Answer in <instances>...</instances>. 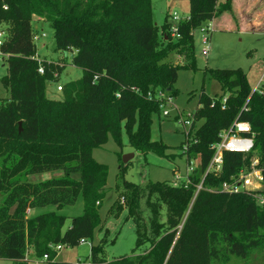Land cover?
Segmentation results:
<instances>
[{
  "label": "trees",
  "instance_id": "1",
  "mask_svg": "<svg viewBox=\"0 0 264 264\" xmlns=\"http://www.w3.org/2000/svg\"><path fill=\"white\" fill-rule=\"evenodd\" d=\"M224 11H233L232 0H190V15L178 21L173 37L170 23L157 33L151 0H0V22H13L0 46L8 68L1 82L10 95L6 103L0 99V259L28 264L26 251L31 246L34 258L48 254L45 264L105 261L100 256L102 242L92 246L91 263L59 261L50 247H76L101 228L108 166L98 162L92 151L106 144L110 135L122 146L124 128L134 150L167 155L168 145L151 138L152 116L160 113L155 92L177 93L179 69L196 65L194 30ZM34 17L50 23L57 49L75 51L72 63L83 71L80 79L63 85L64 97L59 100L49 98L46 88L50 71L57 66L34 57ZM172 51L189 63H172ZM211 74L223 93L201 92L193 112L191 133L196 141L189 144L188 153L200 157L201 163L191 175V184L141 185L123 180L120 199L113 206L121 210L120 200L124 202L137 242L132 256L120 259L122 264H207L211 255H219L213 245L216 236L225 252L240 258L254 249L264 251V205L257 203L255 194L220 191L225 181L250 171L252 154L264 173V92L253 91L241 68L211 69ZM236 119L250 124L253 149L226 151L221 174H208L203 189L195 194L213 155L211 145ZM10 143L16 148L10 149ZM10 166L17 177H12ZM53 171L62 175L28 179ZM74 172L80 173V179L72 178ZM260 192L264 194V186ZM79 196L83 212L65 230L64 214L28 213L48 206L61 209L75 204ZM233 207L240 208L241 222L232 228L221 220Z\"/></svg>",
  "mask_w": 264,
  "mask_h": 264
},
{
  "label": "rangeland",
  "instance_id": "2",
  "mask_svg": "<svg viewBox=\"0 0 264 264\" xmlns=\"http://www.w3.org/2000/svg\"><path fill=\"white\" fill-rule=\"evenodd\" d=\"M260 1L256 2V5L254 4L252 8H258L263 13L258 26H250V23L247 24V21L242 19L239 21V15H236L235 18L233 14H236L234 6L236 8L235 3L237 1L233 0L232 12L224 11L221 15L213 17L212 19H216L215 25L209 22L212 19L201 25V27H207L208 25L210 28L208 31H203L202 29L194 30V55L196 65L194 68L179 69L178 77L174 84V89L177 90V93L173 95L168 105L166 101L161 106L162 108L160 107L159 114L152 116L151 138L155 141L161 140V142L168 145L166 156H159L154 152L142 154L134 150L128 144V138L124 128L121 134L122 146H118L113 136L110 135L106 144L93 149L92 153L94 158L98 162L108 166L106 196L100 207L101 228H96L93 238L86 239L78 246L64 247L58 253L57 260L68 262H77L80 260L82 263H91V248L101 242L103 243V252L100 256L105 261L99 264H122L121 258L132 256L137 242L135 224L128 216L122 200H120L121 210L113 206L116 200L118 201L120 199L118 196L123 191V180L141 185L148 181H166L172 183L176 174L184 175L186 173L187 162L180 146L186 139L185 133L189 131V126L181 123L180 119L185 118L188 113L195 111L201 92H206L211 96L223 93L219 81L212 77L211 69L241 68L247 73L250 86L253 90L260 83L259 80H261L260 78L264 74V0ZM151 3L153 20L157 26L158 34L162 32L168 23L177 25L178 21L172 19L173 15L181 19L190 15V0H151ZM223 16L230 22L219 23V20ZM229 23L235 28L230 29ZM12 26L13 22L11 20H4L0 22V31L8 34L11 32ZM32 29L33 34L40 35V38L35 41L34 57L39 62H53L57 66L50 71L49 78L46 81L47 96L55 100L62 99L64 97L65 87L63 91H58L57 86L76 81L83 74L82 69L72 63V55L75 51L64 52L57 49L54 29L48 21H38L33 18ZM42 33H45L46 36L42 37ZM205 36L208 37L206 43L203 42V37ZM161 38H159V41L162 40ZM205 48L208 50L207 55H203L202 53ZM169 60L179 65L189 63V59L186 60L184 55L178 54L175 51L169 53ZM7 73V66L3 60H0V99L3 103L8 102L10 98L5 85L1 82V78ZM164 111H168L169 114L167 116L163 115ZM202 122L203 119L199 120L196 126H199ZM11 148L15 149L16 145L13 146V143H10ZM126 154L134 155L127 163H124L123 158ZM12 155L13 152L10 153V161ZM255 156V154L251 155L249 169H251V163ZM122 166L124 167L122 168ZM10 168L13 174L12 177H17L19 173H14L12 166ZM122 169L124 172H121ZM60 175H62L61 171L44 172L35 174L31 178L28 176V179L31 181H40ZM72 178L80 179V173L74 172ZM1 202L2 200L0 199V204ZM144 204L145 199L142 198V208H144ZM42 210L45 212L54 210L64 214L67 217L64 225L65 230L70 226L73 217L82 214L83 200L79 196L73 205L64 206L61 209L56 206H48L42 208ZM28 213L29 215L35 214L30 211ZM240 213L241 210L239 207H233L229 209V213L221 221L228 224V226L232 225L233 228V225H239L241 222ZM162 214V217L165 219V213L163 212ZM217 237L213 240V245L218 246L219 255H211L207 264H212V262L213 264H264L263 250H251L246 258H240L225 252L223 250L224 245L218 242ZM137 254H141V251H137ZM26 258L28 262L30 258L34 259L33 247L28 246ZM0 264L15 263L13 260L0 259Z\"/></svg>",
  "mask_w": 264,
  "mask_h": 264
},
{
  "label": "built area",
  "instance_id": "3",
  "mask_svg": "<svg viewBox=\"0 0 264 264\" xmlns=\"http://www.w3.org/2000/svg\"><path fill=\"white\" fill-rule=\"evenodd\" d=\"M6 8V7H5ZM173 20L179 21L181 18H178L176 15H173ZM198 29H202L203 31H208L210 28L208 27H201ZM171 34L173 37L177 35V26L172 25ZM42 37L46 36L45 33L41 34ZM4 32L0 31V46L2 45L3 41L5 40ZM40 38V35L33 34L34 42ZM208 41V37H203V42L206 43ZM207 48H205L202 53L203 55H207ZM5 56L4 53L0 51V60H3ZM39 72L43 73L44 69L40 65ZM264 74L260 83L257 84L256 88L253 91L264 92ZM63 85H58L57 90L62 91ZM149 96H152L149 93ZM154 97L158 99L160 103V107L167 101L168 103L172 100L173 96L169 95L166 91L158 90L155 92ZM225 101V98L223 99ZM166 106V105H165ZM164 107V106H163ZM162 108V107H161ZM169 114L168 111H164L163 115L167 116ZM181 123L186 126H189V131L185 133L187 142L183 145L182 154L186 158L187 168L186 173L184 175L176 174L174 181L171 183L173 186H185L187 187L191 184V175L195 172L196 168L200 165V157H195L188 153L189 151V144L191 142H195L196 139L192 136L191 129L194 126L195 115L194 113H188L185 118L180 119ZM254 147V140H253V132L250 124L246 121H240L236 119L231 126L228 128L223 129L219 133V140L211 145V150H213V155L206 166V169L203 174L202 181L196 185V192L203 189V181L208 174H213L215 176H219L223 169V161H224V153L226 151L232 152H241V153H248ZM259 159L255 157L253 162L251 163V169L248 172L241 171L238 176H234L231 180L225 181L221 188V192H225L228 194H236L240 192H247L249 194H255L254 196L257 198V203L260 205H264V194L260 192L264 186V175L262 170L258 167ZM255 192V193H254ZM86 239H82L81 242H84ZM80 242V243H81ZM50 247L57 252V254L65 247L64 245H52ZM48 259V254H44L42 258L37 259H29L30 261L28 264H45L46 260Z\"/></svg>",
  "mask_w": 264,
  "mask_h": 264
},
{
  "label": "crops",
  "instance_id": "4",
  "mask_svg": "<svg viewBox=\"0 0 264 264\" xmlns=\"http://www.w3.org/2000/svg\"><path fill=\"white\" fill-rule=\"evenodd\" d=\"M235 1H237V3H235L236 4V8L234 6V9L236 11V14H233L235 16V18H236V15H239L240 16L239 21H241V19H242V20L247 21V24L250 23L251 24L250 26H258V24H259V22L261 20V17H262V14L263 13H261V10H259L258 8H255V9H252V8H253L254 4L256 2H259L260 0H235ZM232 4L234 5V3H232ZM245 13H246V15H245ZM230 15L233 16L232 14H230ZM34 19H36L38 21H40V20L42 21L43 20V19H38L36 17H34ZM215 21H216V19L214 18V19H212L209 22H212V24L215 25ZM226 21H227L226 18L223 16L222 19L219 20V23H222V22H225L226 23ZM227 22H230V21H227ZM229 24H230L229 25L230 26L229 27L230 29L235 28L234 26L231 25V23H229ZM34 175L35 174L30 175L29 178L34 177ZM43 211L44 210H42V209H36V210H32L30 212L31 213H37V212L39 213V212H43Z\"/></svg>",
  "mask_w": 264,
  "mask_h": 264
},
{
  "label": "water",
  "instance_id": "5",
  "mask_svg": "<svg viewBox=\"0 0 264 264\" xmlns=\"http://www.w3.org/2000/svg\"><path fill=\"white\" fill-rule=\"evenodd\" d=\"M20 129H21V125H20ZM133 155H134V154H128V155L126 154V155L124 156V158H123V162H124V163H127V162L130 160V158L133 157Z\"/></svg>",
  "mask_w": 264,
  "mask_h": 264
}]
</instances>
